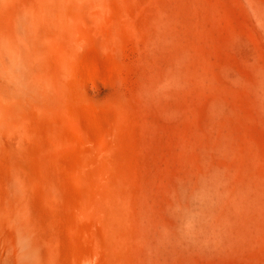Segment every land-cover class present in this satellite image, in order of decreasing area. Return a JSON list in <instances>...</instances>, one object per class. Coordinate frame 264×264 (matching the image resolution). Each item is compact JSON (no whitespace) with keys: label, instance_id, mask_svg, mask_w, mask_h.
Wrapping results in <instances>:
<instances>
[{"label":"rangeland","instance_id":"rangeland-1","mask_svg":"<svg viewBox=\"0 0 264 264\" xmlns=\"http://www.w3.org/2000/svg\"><path fill=\"white\" fill-rule=\"evenodd\" d=\"M0 264H264V0H0Z\"/></svg>","mask_w":264,"mask_h":264},{"label":"bare ground","instance_id":"bare-ground-1","mask_svg":"<svg viewBox=\"0 0 264 264\" xmlns=\"http://www.w3.org/2000/svg\"><path fill=\"white\" fill-rule=\"evenodd\" d=\"M82 177V176H81ZM80 180V178H78ZM98 195V194H97ZM97 200V199H96ZM85 205V204H84ZM88 205V204H87ZM100 208V207H99Z\"/></svg>","mask_w":264,"mask_h":264}]
</instances>
